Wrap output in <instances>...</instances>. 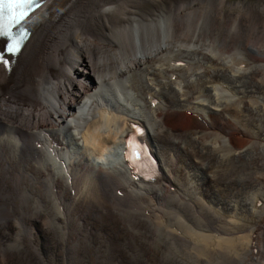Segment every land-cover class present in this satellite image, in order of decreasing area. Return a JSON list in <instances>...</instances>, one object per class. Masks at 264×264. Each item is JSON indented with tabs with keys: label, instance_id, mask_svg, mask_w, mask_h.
<instances>
[{
	"label": "bare ground",
	"instance_id": "6f19581e",
	"mask_svg": "<svg viewBox=\"0 0 264 264\" xmlns=\"http://www.w3.org/2000/svg\"><path fill=\"white\" fill-rule=\"evenodd\" d=\"M126 1L46 0L0 69V264H264V0Z\"/></svg>",
	"mask_w": 264,
	"mask_h": 264
},
{
	"label": "rangeland",
	"instance_id": "374dc122",
	"mask_svg": "<svg viewBox=\"0 0 264 264\" xmlns=\"http://www.w3.org/2000/svg\"><path fill=\"white\" fill-rule=\"evenodd\" d=\"M178 0H162V1H160V3L157 5V9H160V8H162V7H164V6H167V5H172V4H174L175 2H177ZM174 2V3H173ZM230 2H232L231 4H239V2H244L247 6L250 4V5H253V6H255V5H257V4H262V1H260V0H229V3ZM122 3L124 4H127L128 2L126 1V0H122ZM234 5V6H235ZM233 13H234V15H235V13H236V10H233L232 11ZM262 56V55H261ZM72 59H76V54L73 52V51H70V52H68V54H67V64H66V66L67 67H70L71 65H73L72 64ZM257 59V61H258V63H262V62H264V58H260V57H258V58H256ZM262 60V61H261ZM74 63V62H73ZM233 64V63H232ZM256 70V69H255ZM254 70V71H255ZM252 72V73H254V74H251V78H252V80L253 81H257L258 80V77H256V75H257V70L255 71V72ZM0 76H1V73H0ZM247 77V76H246ZM250 78V79H251ZM245 79H247V78H245ZM249 83H253V82H249ZM263 88H264V86H263ZM262 88V89H263ZM259 95V94H258ZM261 95L262 96H264V89H263V91L261 92ZM16 103L17 104H19V102H18V100H16ZM172 110V109H171ZM179 111L181 114H185V115H187V111H184V109H177V108H175V109H173V111ZM188 117H190L189 115H187ZM166 120H167V122L166 123H168L169 122V120H168V118L166 117ZM219 120V122L220 123H222V124H224L225 122L222 120H220V119H218ZM224 122V123H223ZM245 137V136H244ZM246 138V137H245ZM240 141L241 140H237L236 142H237V144H241L240 143ZM192 170V168H189V171H191ZM191 174L193 175V172H191ZM184 177H186L185 175H184ZM196 178V177H195ZM199 178H196L195 180H198ZM223 180L224 179H222V183H223ZM203 182H205L204 180H203ZM226 182H227V180H226ZM264 182V181H263ZM9 185H10V182H9ZM174 186H176V185H174ZM203 186H204V183H203ZM0 188H3V183H0ZM224 191H226V190H224ZM222 192L223 191H221V192H219V194H217V195H220V194H222ZM244 201H245V199H244ZM246 202H248L247 200H246ZM251 201H249L248 202V204L250 203ZM264 203V202H263ZM235 204H237V203H235ZM107 205H108V202H107ZM233 205H234V202H233ZM249 207H250V205H249ZM234 208V212H235V210H236V207H233ZM253 207H251V209H252ZM229 211H230V209H228ZM190 211H193V209H191V207H190ZM98 213L100 214V208L98 207ZM108 218H110L112 221H113V218L111 217V216H107V218H106V220L108 219ZM105 220V221H106ZM117 222V220H116V218H115V223ZM85 223H86V221H85ZM113 223H114V221H113ZM90 226V228L92 227L91 225H89ZM7 228H9L10 229V232H6V229ZM7 228H4L3 230H5V232L6 233H8L10 236H8V237H10V239L12 238V234H11V227L10 226H7ZM195 228V227H194ZM193 228V229H194ZM194 230H196V229H194ZM47 231V232H46ZM48 232H49V230H45V233H42L41 231H40V236L41 237H47L48 239H49V241H53L54 240V233H53V231H51V232H49V234H48ZM263 232H264V222L259 226V228L257 229V231L255 232V236H258V235H261V239H262V237H263ZM53 234V235H51V234ZM241 234V233H240ZM46 238V239H47ZM13 239H14V237H13ZM53 247V246H52ZM54 247L56 248V250L58 249V247L56 246V243L54 244ZM125 252H126V250H125ZM264 252H263V250H262V254H263ZM57 256H58V254H57ZM129 255L127 254V252H126V257H128ZM60 258V259H59ZM129 258V257H128ZM57 261H58V264H60L61 263V255L60 256H58V259H57ZM117 264V263H116ZM124 264V263H123Z\"/></svg>",
	"mask_w": 264,
	"mask_h": 264
},
{
	"label": "snow or ice",
	"instance_id": "6c2138e0",
	"mask_svg": "<svg viewBox=\"0 0 264 264\" xmlns=\"http://www.w3.org/2000/svg\"><path fill=\"white\" fill-rule=\"evenodd\" d=\"M32 2V0H0V19L5 15V12L8 11L13 14V19H17L15 13L17 9L24 7ZM23 17V13L20 14V18ZM3 28L0 26V34H3ZM18 42L14 41L11 45L8 46L7 51L10 53H15L18 50Z\"/></svg>",
	"mask_w": 264,
	"mask_h": 264
}]
</instances>
